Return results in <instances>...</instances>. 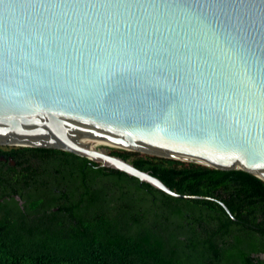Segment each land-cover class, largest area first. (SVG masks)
Instances as JSON below:
<instances>
[{
  "label": "water",
  "instance_id": "water-1",
  "mask_svg": "<svg viewBox=\"0 0 264 264\" xmlns=\"http://www.w3.org/2000/svg\"><path fill=\"white\" fill-rule=\"evenodd\" d=\"M99 145L264 181V0H0V147L205 198Z\"/></svg>",
  "mask_w": 264,
  "mask_h": 264
},
{
  "label": "trees",
  "instance_id": "trees-1",
  "mask_svg": "<svg viewBox=\"0 0 264 264\" xmlns=\"http://www.w3.org/2000/svg\"><path fill=\"white\" fill-rule=\"evenodd\" d=\"M181 199L50 148L0 147V264H264V181L243 170L112 149ZM19 200H6L10 186ZM222 203L236 220L227 213ZM60 207L59 212L52 209Z\"/></svg>",
  "mask_w": 264,
  "mask_h": 264
},
{
  "label": "flooded vegetation",
  "instance_id": "flooded-vegetation-1",
  "mask_svg": "<svg viewBox=\"0 0 264 264\" xmlns=\"http://www.w3.org/2000/svg\"><path fill=\"white\" fill-rule=\"evenodd\" d=\"M4 149H10L11 147H2ZM0 166L1 168L5 171V172H12L13 170L16 171H22L23 170V165L18 164V161L15 160V158H13L11 155H1L0 156ZM13 186L11 185L10 188L8 189L9 194H6L5 199L1 200L2 202H5L6 200H12L16 199L19 200V204L20 206L23 208V211L25 213V215H27V218L29 217H37L39 216L40 219H47V218H51V211L48 210L46 212L40 213V215H36V213H30L25 207L24 204L25 202L22 200V198L16 194L14 191V189L12 188ZM53 212H59L60 211V207H55L52 209ZM38 218V217H37Z\"/></svg>",
  "mask_w": 264,
  "mask_h": 264
},
{
  "label": "rangeland",
  "instance_id": "rangeland-1",
  "mask_svg": "<svg viewBox=\"0 0 264 264\" xmlns=\"http://www.w3.org/2000/svg\"><path fill=\"white\" fill-rule=\"evenodd\" d=\"M96 148H98V149H100V148H106V149H108V151H111L112 149H115V148H113V147H108V146H106V145H99V146H97Z\"/></svg>",
  "mask_w": 264,
  "mask_h": 264
}]
</instances>
